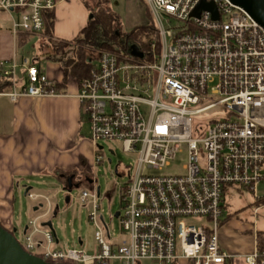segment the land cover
<instances>
[{"label":"built area","instance_id":"1","mask_svg":"<svg viewBox=\"0 0 264 264\" xmlns=\"http://www.w3.org/2000/svg\"><path fill=\"white\" fill-rule=\"evenodd\" d=\"M201 1L146 0L161 44L144 48L135 42L141 58L127 50H89L91 69L77 82L76 98L90 124L95 165L103 161L101 141L120 142L126 154L138 155L127 171L129 182L121 188L123 212L116 218L122 233L114 237L99 217L93 170L82 181L73 179L72 190L82 184L89 187L80 201L84 208L94 209L90 219L97 227L95 255L51 250L53 234L44 233L46 245L37 241L36 221L30 222L21 243L27 253H38L45 245L41 255L51 263L234 264L244 259L264 264V253L258 249L237 258L220 239L227 195L242 190L257 195L264 184V28L231 0H206L215 5L216 17L208 11L197 17L194 12ZM58 3L0 0V11L13 18L15 34L46 37L44 15L55 11ZM171 20L183 24L173 29L167 26ZM22 62L0 63L14 88L7 94L12 101L60 94L28 59ZM20 66L26 68L29 84L22 92L16 90ZM217 109L223 110L222 118L208 122L198 136L192 118ZM183 148L188 151L183 173H148L169 168ZM27 196L36 198L30 192Z\"/></svg>","mask_w":264,"mask_h":264},{"label":"crops","instance_id":"2","mask_svg":"<svg viewBox=\"0 0 264 264\" xmlns=\"http://www.w3.org/2000/svg\"><path fill=\"white\" fill-rule=\"evenodd\" d=\"M93 1L58 0L54 27L51 36H46L50 42L75 39L90 22L91 13L95 9L92 5ZM101 2L97 0L96 4ZM0 12L13 20L11 15ZM19 35L21 34L14 33V20L6 23L0 20V63L16 60L22 65L23 59L26 58L22 57L18 60ZM35 67L53 81L55 86L63 83L64 70L60 64L49 63L44 69L41 66L37 67L36 64ZM19 68L18 80V71H20L27 82L26 68L23 66ZM3 79L10 81L6 77ZM24 87L26 85L20 84L16 90L22 92ZM13 90L12 87L10 92ZM66 90L68 93L65 92ZM77 92V81L70 78L67 87L57 92L60 93L57 96L45 98L24 96L14 102L7 95L8 93L0 94L2 120L0 122V223L6 229L14 231L18 227L14 206L15 195L18 192L16 188L21 189L22 185L29 184L32 178L42 182L44 175L59 178L67 187L68 179L72 175L78 174L80 178L82 173H93L96 154L93 143L81 138V104L76 98ZM25 179L29 181L26 182ZM23 187L26 189L25 195L28 192L35 195L36 198L32 199L34 201L51 199L49 193L35 194L32 188L26 185ZM42 207L43 204L34 211ZM29 225L23 234L27 232ZM38 230H40L38 235L43 237L44 233L51 232L43 227ZM249 231L252 234L251 238L232 235L221 228L220 239L223 248L237 258L251 255L257 249V234L260 231H255L253 227ZM56 243L59 244V240H56ZM39 248L40 255L45 251L41 249L46 247L41 245ZM230 262L233 264V260ZM180 264L187 262L182 261ZM234 264L248 263H244V259H241Z\"/></svg>","mask_w":264,"mask_h":264},{"label":"rangeland","instance_id":"3","mask_svg":"<svg viewBox=\"0 0 264 264\" xmlns=\"http://www.w3.org/2000/svg\"><path fill=\"white\" fill-rule=\"evenodd\" d=\"M108 8L111 11V15L118 18L117 34L120 35V40L126 42L125 48L121 50L122 53L126 52L131 54L132 47L136 44L134 40L126 41V34H131L139 26L148 27L150 30H145L146 33L141 36V41L148 48L152 43L159 46L161 40L156 32L153 30L155 27V21L149 11L146 0H107ZM97 0L93 1V6L96 8ZM17 18V15H15ZM0 20L3 23L13 22L10 17L0 12ZM183 23L171 20L167 22V26L170 28L181 27ZM143 46V45H142ZM129 51V52H128ZM53 52V46L48 37H41L31 35L26 45L22 48H18V60L22 57L28 59L32 65L43 69L47 67L49 63L53 64L46 59V54ZM132 55V54H131ZM90 57H88V61ZM58 64V63H56ZM20 69V68H19ZM19 83L22 86H29L23 77L22 72L18 71ZM23 77V78H22ZM73 82V81H72ZM71 82V83H72ZM65 92L68 93L66 90ZM217 98H215V101ZM223 110H211L196 117H193V126L195 133L199 136L208 122L211 120H217L222 118ZM0 122L2 120L0 119ZM81 138L83 140L91 141L90 124L83 116L81 111ZM100 146L104 147V151L101 153L103 161L96 164L93 168L94 178L97 179V187L100 188V212L99 217L103 216L105 224L109 227L110 233L117 237L122 233V227L120 220L115 216L117 213L123 212L122 192L121 188L129 182L127 171L133 169L131 165L136 164L138 155L126 154L121 146L120 142H103ZM111 149L115 151L112 154ZM112 161L110 164L109 161ZM188 163V151L183 148V153L178 154L176 161L172 162L169 168L164 171L149 170L148 173L155 175H174L183 173V167ZM116 170L120 173L117 174ZM125 173V174H123ZM91 174V173H90ZM82 173L79 178L82 181L87 175ZM45 177V178H44ZM42 182L35 178L30 180V183H24L21 189L16 188L18 191L15 195V211L17 226L15 229L19 230L15 233L16 238L20 243L24 241V230L30 224L31 221H36V226L42 228V225L48 222H52L53 227L57 233L59 244L52 245L53 251H67L77 250L78 252H84L86 256H94L97 249V242L95 239V233L97 227L90 219L91 213L94 211L93 206L84 208L81 204L80 197L84 189H89L86 184H82L77 188H74L72 192L65 190L66 183L61 181L55 176H45ZM28 182L29 180L25 179ZM22 182V181H21ZM28 186L33 189L35 194L49 193L51 199H39L32 200L26 193V189L23 186ZM257 195L242 190L233 191L226 197V214L232 215L233 218L229 223L227 222L222 226V229L227 230L232 235H244L247 237L252 236L249 230L252 227L255 231H264V184H261L257 188ZM257 196L261 197V202H257ZM69 199V203L67 202ZM43 204L44 207L38 211H34L36 207ZM260 210L256 213V209ZM55 213L56 217H55ZM200 221V220H198ZM193 224H199V222L192 220ZM100 227L104 228V223L100 220ZM106 234V233H105ZM36 240L44 241L42 235H37ZM81 241L84 246H81ZM46 245V242H44ZM40 248H38L39 250ZM46 251L42 248L41 251ZM44 251V252H45ZM37 254V253H35ZM249 256V255H248ZM244 263H246L244 261ZM109 264H121L119 261H111ZM149 264V262H144ZM157 264V263H153Z\"/></svg>","mask_w":264,"mask_h":264},{"label":"trees","instance_id":"4","mask_svg":"<svg viewBox=\"0 0 264 264\" xmlns=\"http://www.w3.org/2000/svg\"><path fill=\"white\" fill-rule=\"evenodd\" d=\"M93 10L92 18L86 28L72 41H56L51 42L53 52L46 54V59L50 62L58 63L63 67L64 80L61 85L55 86L56 92H61L67 87L70 78L81 82L88 77L91 65L88 62L89 50H102L108 52H117L124 49L125 43L120 40V35L117 34L118 18L111 15L108 8V1L101 0ZM45 20V35L51 36L54 23L55 11L47 12L44 15ZM155 31V27H153ZM150 30L148 27L139 26L131 34H126V41L134 40L136 43H141L143 47L146 46L141 41V36L146 33L145 30ZM27 34L19 35L18 47L22 48L29 40ZM2 69H0V94L9 93L12 90V82L3 79ZM84 164V163H83ZM232 215H225L221 225L231 221ZM1 224V223H0ZM2 225V224H1ZM13 233V232H12ZM257 249L258 253H264V231L257 234ZM43 258V256L38 255ZM48 263L51 261L47 260ZM73 264V263H67Z\"/></svg>","mask_w":264,"mask_h":264},{"label":"water","instance_id":"5","mask_svg":"<svg viewBox=\"0 0 264 264\" xmlns=\"http://www.w3.org/2000/svg\"><path fill=\"white\" fill-rule=\"evenodd\" d=\"M235 5L240 6L244 10H246L252 18L258 22L264 28V0H231ZM203 11L212 12L215 17L216 7L214 4L207 3L206 0H202L199 6L197 7L194 15L199 17ZM92 18V16H91ZM131 54L136 57H143L142 53L139 51L138 47L135 45L131 49ZM102 149V147H101ZM112 161L110 160V163ZM74 176H71L68 179V187L65 188L66 191L71 192L73 183L72 180ZM78 186H76L77 188ZM98 193L100 195V188L98 189ZM69 203V199H67ZM55 213V217H56ZM119 216V213L116 214V217ZM43 228L49 229L54 238L58 241L57 233L53 227L52 222H48L42 225ZM17 229L13 231V233L7 229H5L0 224V264H66V263H48L42 258L27 253L19 241L17 240L15 233Z\"/></svg>","mask_w":264,"mask_h":264},{"label":"flooded vegetation","instance_id":"6","mask_svg":"<svg viewBox=\"0 0 264 264\" xmlns=\"http://www.w3.org/2000/svg\"><path fill=\"white\" fill-rule=\"evenodd\" d=\"M73 176H74L75 181H80L78 174H74Z\"/></svg>","mask_w":264,"mask_h":264}]
</instances>
